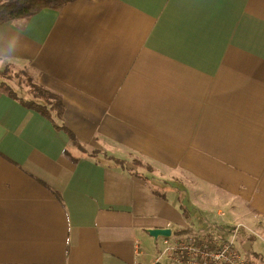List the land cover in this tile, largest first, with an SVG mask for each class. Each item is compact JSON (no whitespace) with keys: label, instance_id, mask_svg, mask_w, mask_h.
<instances>
[{"label":"crops","instance_id":"crops-1","mask_svg":"<svg viewBox=\"0 0 264 264\" xmlns=\"http://www.w3.org/2000/svg\"><path fill=\"white\" fill-rule=\"evenodd\" d=\"M8 64L86 152L0 90V264H154L147 230L193 226L191 197L264 239V0H73L0 24Z\"/></svg>","mask_w":264,"mask_h":264},{"label":"trees","instance_id":"trees-1","mask_svg":"<svg viewBox=\"0 0 264 264\" xmlns=\"http://www.w3.org/2000/svg\"><path fill=\"white\" fill-rule=\"evenodd\" d=\"M73 0H0V24L7 22V21H17V20H26L30 16L34 15L35 13L39 12L44 8H51V9H59L63 7L65 4L71 2ZM10 69V65L8 64L4 70L3 74L5 78L10 79L8 77V71ZM27 85L29 86V91L35 98L34 99H24L18 97L17 94L13 91V88L10 87L6 82L0 80V90L4 93L9 95L11 98L18 100L21 104H23L26 108L32 109L42 116L49 119L56 129L63 130L69 137L71 143L77 147L80 151L86 152L84 146L78 141L75 135L65 126L58 125L51 117V111H55L56 115L61 117L64 111V104L62 99L56 93H53L45 88H43L39 84H35L31 81L30 78H27ZM94 151L93 153H95ZM67 154V153H66ZM114 160V164L119 166L120 168L126 170L129 174L142 179L147 186L150 187L153 193L164 196L159 188L153 186L151 184L150 179H148L143 174L137 172L134 168L136 163L131 161L130 164L126 163V160L119 159V158H112ZM76 160V159H75ZM147 169L150 170V166L147 165ZM182 209L183 216L188 219L189 213L184 205H180ZM173 236H183V235H191L193 237L196 236L194 230H190L188 227L183 229H174L172 231ZM252 239V236H250ZM240 241V239H239ZM247 259L250 261V256H258L251 252L250 250L246 251ZM251 263V262H250ZM264 264V263H262Z\"/></svg>","mask_w":264,"mask_h":264},{"label":"built area","instance_id":"built-area-1","mask_svg":"<svg viewBox=\"0 0 264 264\" xmlns=\"http://www.w3.org/2000/svg\"><path fill=\"white\" fill-rule=\"evenodd\" d=\"M234 225L225 239L197 240L196 236H173L172 233L168 238H159L154 264H247L238 246L243 225Z\"/></svg>","mask_w":264,"mask_h":264},{"label":"rangeland","instance_id":"rangeland-1","mask_svg":"<svg viewBox=\"0 0 264 264\" xmlns=\"http://www.w3.org/2000/svg\"><path fill=\"white\" fill-rule=\"evenodd\" d=\"M7 71H8V77H10V80H11L10 82L13 83L15 86L17 85L19 87L18 92L20 94L28 93L29 89L27 90L28 85H27V77L25 75V72H22V70H20V69H14L13 70V68H10ZM1 75H3V77H5L4 75H7V74H0V77H1ZM90 150L91 149L89 148L87 150V152H90ZM77 152H79V151H77ZM79 154H81V152H79ZM131 161H134L136 163V166H134V168L137 170L139 169L141 171H144L145 173H149V172L153 171V170H148L147 169L148 164L144 160L140 159L139 157H136L134 155H130L128 163L130 164ZM152 169H153V167H152ZM190 200H191V202L193 201L195 203V205H193L194 211H191V213L193 215V226H191V227L189 226L188 228L190 230L196 231L197 240H204L207 238H213L215 240L216 239H225V238H228L230 236L228 232L235 225L231 224V225H226V226L222 227L221 223H217V222H215L214 224L213 223L209 224L208 223L209 221L207 220L209 214L205 213L204 219H202L201 213L199 212V210L197 208L199 202L197 201V199L195 197H191ZM200 200H201V198H200ZM206 201H209L208 197L206 198ZM226 205L227 204H225V202L224 203L215 202L216 209L213 211L215 213L218 211L220 215H223L225 213L224 211H226V214H227L228 212H230V210ZM189 207H192V206L189 204ZM238 210H239V208H238ZM220 211H221V213H220ZM239 213L243 216V214L240 210H239L238 214ZM226 214L223 217L227 218ZM210 216H211V214H210ZM239 219L240 218H236L234 222H239ZM251 234H253L252 230L247 229L246 226H242L240 229V233H239L240 237L238 238V246L242 250L241 252L246 258L248 257L247 253H246V251H248V250H250L254 254L258 255V256H250V261L247 259L248 260L247 264H262V263H264V241H263L264 239L258 238V239L254 240V237ZM250 236H252V239L250 238ZM239 239H240V241H239ZM256 260H257V262H255Z\"/></svg>","mask_w":264,"mask_h":264},{"label":"water","instance_id":"water-1","mask_svg":"<svg viewBox=\"0 0 264 264\" xmlns=\"http://www.w3.org/2000/svg\"><path fill=\"white\" fill-rule=\"evenodd\" d=\"M147 232L152 237L154 241L158 238H168L171 236L172 228L165 227V228H151L148 229Z\"/></svg>","mask_w":264,"mask_h":264}]
</instances>
